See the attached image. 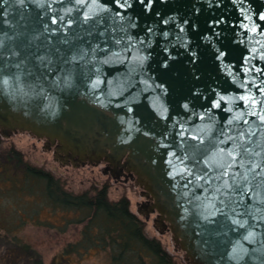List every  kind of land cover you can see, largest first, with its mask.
Here are the masks:
<instances>
[{"label":"water","instance_id":"obj_1","mask_svg":"<svg viewBox=\"0 0 264 264\" xmlns=\"http://www.w3.org/2000/svg\"><path fill=\"white\" fill-rule=\"evenodd\" d=\"M108 2L110 16L133 18L136 27L127 31L143 42L121 40L123 47L115 48L114 33L101 35L103 25L81 27L92 3L0 0L1 132L28 131L57 142L74 164L104 161L133 172L189 264H264V219L250 218L264 217V202L249 199L254 207L243 227L236 216L213 222L214 197L181 169L199 143L187 133L205 135L206 143L205 125L222 127L229 116L255 110L240 99L246 93L264 109V0H153L147 7L137 0L130 9ZM97 74L98 88L92 84ZM3 75L13 76L7 86ZM214 93L228 97L220 108L210 104L220 98ZM185 100L189 109L182 107ZM173 170L179 175H169Z\"/></svg>","mask_w":264,"mask_h":264},{"label":"rangeland","instance_id":"obj_2","mask_svg":"<svg viewBox=\"0 0 264 264\" xmlns=\"http://www.w3.org/2000/svg\"><path fill=\"white\" fill-rule=\"evenodd\" d=\"M54 144L28 131L18 130L4 135L0 130V264H36L31 257L17 254L18 248L10 241L12 235L28 242L40 254L43 264H59L53 262L54 258L59 257L68 242L80 237L82 227L74 223L62 230L64 214L50 211L45 204L39 205L44 201L37 188L28 191L20 188V168L15 161L5 162L3 157L4 151L11 148L19 150L30 164L60 177L67 190L82 192L93 186L108 185L110 199L128 197L130 209L144 221L147 235L159 239L177 264H189L185 252L176 245L167 222L162 220L165 222L163 226L157 211L150 209L153 200L144 195L134 173L133 176L121 174L114 177L104 161L74 164L64 160ZM147 200L150 205L144 208L142 204ZM70 264H109V254L96 249L73 253Z\"/></svg>","mask_w":264,"mask_h":264},{"label":"snow or ice","instance_id":"obj_3","mask_svg":"<svg viewBox=\"0 0 264 264\" xmlns=\"http://www.w3.org/2000/svg\"><path fill=\"white\" fill-rule=\"evenodd\" d=\"M77 5L81 6L85 3L95 4V8L83 13L84 19L80 23L83 27L87 25L93 31L100 29L103 25V32H111L110 42L115 48H122L121 40L125 42H143L144 36H135L128 33V28L136 27L131 16H127L124 13L113 12L110 16L109 13L110 3L108 0H76ZM137 0H114V3L122 9H130ZM143 6L147 7L153 3V0H138ZM259 16L264 20V11L259 12ZM79 17V13H77ZM56 17H53V21ZM117 20L125 21V23H117ZM73 19L68 20V24H73ZM244 27L247 29L248 25ZM257 27H253L252 31L256 32ZM151 32V29L147 30ZM122 34V35H121ZM168 35L167 32L164 33ZM117 36L120 39H117ZM107 40L108 38L105 37ZM131 45L129 44V47ZM104 48H109V43L104 44ZM167 51V49H165ZM224 55V53H220ZM261 59H264V52L260 54ZM73 59L77 57L73 56ZM37 59H41L37 57ZM143 57H141V62ZM167 64V61H164ZM43 67H48L43 65ZM251 69H245L250 71ZM256 71H261L257 68ZM13 79V76L3 75L2 83L7 86L9 81ZM15 81L20 80L19 74H14ZM69 81H65L68 83ZM102 79L97 74L96 79L92 81L94 87H99L102 83ZM24 87L20 84V88ZM161 88L164 85L160 86ZM248 87V85H244ZM199 93V90H197ZM261 94H264V87L259 89ZM219 95V99L211 100L210 104L215 108L221 107V99L227 100V96ZM245 105H251L255 110L249 108L244 112H240L237 108L236 111L240 112L238 116H229L227 120L223 122L222 127H216L215 124L205 125L202 132L207 131V142H205V135H196L195 133H187L192 136L198 145H192L191 151L194 155L191 158L190 165L181 163V169L184 173H187L192 177L196 186L203 189L204 192L209 193L214 197L213 201L209 203L216 206V210L210 213L211 216L216 217L218 222L221 218L228 219L230 216H236L234 223L236 225H243L248 223L249 214L252 211L254 205L249 204V199L258 200L264 202V195H261V191L264 190V109L259 107V101L255 99L254 93H246L245 96L240 97ZM184 109L190 108V103L185 100L182 104ZM226 111L232 112V109ZM207 112L212 113V108L207 109ZM200 117L205 116V112L199 113ZM213 119L215 113H212ZM183 128L184 125H181ZM180 136H184V132L178 133ZM181 146L185 141L181 140ZM169 156H173L174 153L169 152ZM203 156V159H198ZM179 160V157H176ZM186 160L189 159V153L184 154ZM169 175H179L175 170L169 173ZM237 210L245 218L243 221L240 216L237 215ZM251 219H264V217L253 216ZM207 219V217H205Z\"/></svg>","mask_w":264,"mask_h":264},{"label":"trees","instance_id":"obj_4","mask_svg":"<svg viewBox=\"0 0 264 264\" xmlns=\"http://www.w3.org/2000/svg\"><path fill=\"white\" fill-rule=\"evenodd\" d=\"M4 153L5 162L15 161L21 170L20 188H37L44 201L39 205L64 214L62 230L70 224L82 225L80 237L68 242L54 263L70 264L71 254L96 249L108 252L109 264H177L159 239L147 235L144 221L130 209L128 197L110 199L108 185L72 192L51 171L25 161L19 150L11 148ZM10 241L18 248L19 256L21 253L36 264H43L40 254L28 242L15 235Z\"/></svg>","mask_w":264,"mask_h":264},{"label":"flooded vegetation","instance_id":"obj_5","mask_svg":"<svg viewBox=\"0 0 264 264\" xmlns=\"http://www.w3.org/2000/svg\"><path fill=\"white\" fill-rule=\"evenodd\" d=\"M50 141V140H49ZM51 142V141H50ZM52 143V142H51ZM55 148H57V152H58V154L65 160V159H67L69 162H72L73 163V161H72V159L69 157V156H66V154L65 153H63V152H61L59 149H58V147H57V145H58V143L57 142H55ZM107 165H106V168L110 171V173L111 174H115L116 176H120L121 174H123L124 176H133V172H131V171H127L126 170V168L125 167H121L119 170H115L114 168H113V166L111 165V164H109V163H107V162H105ZM149 200H147V202H145V203H143L142 204V206L144 207V208H148L149 207Z\"/></svg>","mask_w":264,"mask_h":264}]
</instances>
